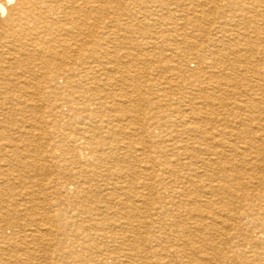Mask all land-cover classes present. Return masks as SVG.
I'll use <instances>...</instances> for the list:
<instances>
[{
  "label": "bare ground",
  "instance_id": "obj_1",
  "mask_svg": "<svg viewBox=\"0 0 264 264\" xmlns=\"http://www.w3.org/2000/svg\"><path fill=\"white\" fill-rule=\"evenodd\" d=\"M250 1L249 6H245L240 3L242 0H0V153L7 155L4 161L8 165L6 175L0 178V255L10 258L4 264H264V135L260 137L263 145L259 146H254L250 137L243 147L234 144L217 147L209 143L211 139L201 133L200 128L172 119L173 113L167 103L172 83H168L167 91L161 90L158 94L153 90L155 85L146 82L144 87L150 92L147 96L141 86L135 84L139 79L134 80L135 73L129 67L117 83L121 88L127 86L137 103H150L160 109L159 112L147 110L146 113L137 108L139 105L133 103L130 95L129 109H120V105L115 104L110 110L112 108L105 107L98 99L106 87L114 86L109 83L113 69H108L103 60L108 51L100 46L101 42L108 41L111 28L135 35L150 26L182 22L190 31L175 29L169 33L170 37L163 38L166 41H173V37L180 39L186 49L196 51L195 55L203 64L195 73L178 67L176 79H180V84L189 85L193 92L189 96L200 99L205 108L213 110L216 103L224 106L221 103L229 95L223 87L236 80L243 83V79L227 77L217 71L252 67L247 63L248 53L263 52L264 56V15L260 12L261 8L264 12V0ZM164 10L166 15L158 14ZM175 11L182 15L177 18ZM211 20H223V23L237 20L243 30L247 32L249 28L254 36L250 37L249 33L235 36L233 33V38L226 40L224 36L215 35L209 39L208 47L201 49L193 33H204L203 27ZM218 33L224 34L225 31ZM155 36L153 33L148 35L146 47L152 49L153 44H149ZM125 39L119 41L120 45H125ZM136 48L121 50L130 58ZM155 61L159 62V59ZM261 65L264 66V60ZM259 86L264 90V79ZM222 92V96L218 95ZM242 107L246 106L242 104ZM212 110L207 117L213 115ZM109 111L117 114L113 118L118 121L120 117L131 118L129 126L120 127L121 138L110 133L112 128L109 129L108 124L113 120L106 121L105 115ZM189 114L191 119L198 116L192 111ZM146 117L154 122L143 127ZM163 117L169 120L174 129L171 133H176L177 137L202 141L198 151L191 147L180 148V151L172 146L171 149L153 144L151 139L161 129ZM44 118L56 127H62L64 132L61 134V129L54 126L53 132L49 133L44 129ZM61 120L67 123L57 126ZM46 137L48 141L44 142ZM53 138H58L59 142L55 143ZM236 138L245 140L240 135ZM68 139L69 146L64 144ZM133 140H138L140 146L133 150L134 157L128 152L130 144L125 142ZM146 140L151 142L146 143ZM43 147L52 152L50 166L48 163L39 166L37 159L29 156L41 158ZM150 149L158 157L142 163L151 162L158 167L141 170L138 162L143 159L144 150ZM169 151L172 152L170 156ZM63 153L71 154L72 160L60 159ZM13 169L14 172L29 170L32 174L26 177L15 174L12 179L9 176L13 175ZM50 169L55 170L58 180L53 188L35 178L36 174L44 179L50 177ZM9 170L12 175L8 174ZM113 176L119 181L108 182ZM156 177L162 180L159 181L161 191L155 199L140 195L139 203H133L129 196H125L131 185L143 186L144 181ZM149 191L155 190L150 188ZM176 197L180 199L177 203L173 202ZM187 199L191 203L182 204ZM160 200L164 205L155 209ZM95 203L106 204L96 207ZM63 205L72 207L80 219L84 216L83 223H79L80 220L77 223L71 214L67 216V211L64 214L65 210L60 209ZM142 210L150 211L144 219ZM174 211L178 218L186 221L185 228L170 235L176 243L174 251L168 255L169 251L163 253L161 246L147 248L145 243L149 239L141 236L140 229H152V218L157 214H173L167 217L174 218ZM14 216L38 219L32 225L36 227L34 232L37 235L19 236L24 231L17 230L18 225L13 226L11 220ZM63 216L67 220L61 223L60 229L54 227L53 221H59L58 218ZM131 221L139 225H131ZM65 230L72 234L78 245L76 248L60 246L57 251L54 237ZM107 230L109 234L105 233ZM210 230L215 233L213 241L205 237ZM97 240L111 244L118 253L93 256L102 254L99 245L95 244ZM202 242H211L210 248L199 246ZM31 245L37 246L34 251L43 258L40 262H34L37 259L35 252L29 250ZM46 247L52 249V254L49 255ZM200 249L211 250L213 254L201 256ZM16 251L24 252L23 260L11 254ZM58 252L61 253L60 259H53ZM204 256L208 263L200 260Z\"/></svg>",
  "mask_w": 264,
  "mask_h": 264
},
{
  "label": "rangeland",
  "instance_id": "obj_2",
  "mask_svg": "<svg viewBox=\"0 0 264 264\" xmlns=\"http://www.w3.org/2000/svg\"><path fill=\"white\" fill-rule=\"evenodd\" d=\"M239 2H240V0H239ZM250 2H251L250 0H242V2H240V3H244L245 6H249ZM260 12H261V15H264V12L262 11V8L260 9ZM158 14L159 15H166V12L164 10V11H160ZM175 15H176L177 18H179L182 14H180V12L175 11ZM211 21L207 25H205L203 27V29L205 30L204 33L197 32V31H195L196 33L195 32L193 33L194 35H196V44H197V46L201 45V47H202L201 49H205L206 47H208L209 39H211V37H214L215 35H220V37L224 36V39H226V40H229L230 38L232 39L233 37H231V35L233 33H234L233 35H235V36L240 34V33H244V34L249 33L248 35L250 37L254 36L250 32L249 28L247 29V32L245 30H243V27L238 24L237 20H230V21L224 22V23H223V20H213L212 22ZM155 27H158V29L155 28ZM187 28L188 27H186L184 25V23H182V22H178V24H174V25H169V24H167L165 26H162V25H158L157 26V25H155V26H150L148 29H143L140 32L137 31L135 33V35L134 34H129V33H126V32H123V33L122 32H117L116 31L117 29L111 28L110 30H112L111 31L112 33L110 32V37H109L108 41L107 42H101L100 46L102 48H104L106 51H108L107 52L108 53L107 56L103 60H104V63H105V65H106V67L108 69L109 68L113 69V73L109 74L110 77L112 78L109 83H110V85L112 84L114 86L106 87V89L109 88V90H106V89L104 90L102 96L98 98L99 101L102 102L105 105V107L112 108V109L108 108L110 110H113V105H115V104L120 105V109H129L127 107V104H128L129 95H130V96H132L130 98L132 99L133 103H135L136 105L137 104L139 105V106L137 105L138 106L137 108L140 107L146 113H147V110L148 111L150 110L151 113L153 112V110H154V112H156V111L159 112L158 110H160V109H156L155 107L150 105V103L149 104L144 103V102L137 103L135 101L134 95L131 94V91L127 89V86L122 87V88L119 86V84L117 83L118 80H119V77H121V76L124 77L125 76V71H129L126 68L129 67L130 71L132 73H135L133 75L134 76V80L139 79L135 84H139L141 86V88H142V92L145 95L147 94V96L150 95V92L148 91V89H146L144 87L146 82H148L150 84H153V86L155 85V88L153 90H154L155 93L157 92L158 94L161 93L162 91L166 90L165 88L168 87V83L169 82L172 83L173 85H177V87L172 85V88L169 89L171 97L169 99V102H167L168 104H170L169 105L170 106V111L173 113V118L172 119L175 120L176 122L178 121L177 123H180V122L181 123H186L190 127L195 126L198 129L200 128L199 131L201 130L200 131L201 133H204L205 135H207L211 139V140L208 141L209 143H213V144L217 145V147H218V145L219 146L220 145L225 146L227 144H229V145H233L234 144L236 146L243 147L244 143L247 142L246 140H249L250 138H253L254 146L263 145L262 144L263 141L261 140L260 137H262L264 135L263 134L264 133V131H263L264 130V127H263L264 126V90L259 89L260 88L259 84H261L262 80L264 79V66L261 65V62L264 60V56L262 54L263 52L259 53V54H249V53L247 54L248 57H249V58H247L248 61H249L247 63H250L252 65V67H249L248 65H247V67L240 66V67H238L239 70L236 69V70H238L237 72H235L236 70L234 71V69H228L226 72L222 69L225 73L222 70L217 71L219 74L225 75L227 77H234V79H241V80L243 79L242 80L243 83H241L240 80H236V82L233 81L232 85L230 84V86L223 87V90L227 91L228 95H229L228 99L223 100V102L221 103L224 106H221L220 103H216L214 108H213V110L210 109L209 107L205 108L202 105L203 102L200 99L194 100L193 98H191L189 96L190 92L193 93L191 87L189 85H186V84L182 83V82L180 84L179 83L180 79L179 80L176 79V73H178L177 72L178 71L177 70L178 67H180L182 71L187 69V70L195 73V72H198L197 69L202 66L203 62L198 60L197 56L195 55L196 51L194 49H192V50L186 49L185 45H183L182 42H180L181 41L180 39L177 40L178 38L175 39L173 37V39H172L173 41H166L163 38V36H167V35L170 37L169 33L173 32L175 29H177L179 32L180 31L181 32L190 31ZM144 30H146V31H144ZM219 31H223V32L225 31V33L224 34L218 33ZM226 32H228L227 35H226ZM150 33L156 34L155 39H153V41L150 42L151 44H149V45L153 44L152 45V49L146 47L147 42H149V41H146V40L148 39V35ZM115 37H117V38H115ZM124 39L126 41L125 45H120L119 41L120 40H124ZM128 39H129V41H128ZM117 41H118V43H117ZM114 42H116V43H114ZM129 47H137L135 52H134V54H133L134 56H130V58H129L128 55L125 54V51L121 50L122 48H125V49L128 50ZM229 58H231V56H229ZM156 59H159V62H156L155 61ZM204 62H208V60L204 61ZM255 65H257V67ZM253 66H255L254 69H253ZM259 66H262V67L259 68ZM167 68L168 69L169 68H173V70L174 69L175 70L174 71L166 70ZM135 70H137V71H135ZM155 70H156V72H155ZM163 75H164V77H162ZM161 81H162V83H161ZM247 82H249V83L247 85H245ZM239 87H241V89ZM249 88H251V89H249ZM170 90H173V91H170ZM232 90H236V91H232ZM129 91H130V93H129ZM223 93L224 92H222V94L219 93L218 95L222 96ZM64 94H68V92H64ZM182 94L185 95V98L182 97ZM232 94L233 95L235 94V95L232 96ZM237 95H239V97ZM257 96H259V97H257ZM232 98H234V99H232ZM246 98H247V101H246ZM249 98H251L250 101H249ZM155 102H156V100H155ZM158 103H156V104H158L160 106H163L162 103H160V102H158ZM242 104H243V106H246V107H242ZM210 110L213 111V115L207 117L206 114L209 113ZM191 111H192L193 114H196L198 116H195L193 119H191L192 116H189L190 115L189 113ZM240 111H241V114H239ZM242 112H243V114H242ZM248 112H250V113H248ZM252 112H254L256 115L254 116L253 115L254 113H252ZM247 113H248V116H246ZM236 114H237V116H236ZM105 115L107 117L106 121H108V119H109V121L113 120L112 124H110L108 122L109 123L108 124L109 125V129L112 128V130L110 131L111 135L114 136L115 138H121L122 137V131H121L122 129H120V127L129 126L131 118L120 117V118H118L119 119V121H118L117 119H115V117L113 118V116H115L117 114L114 113V112H110V111L107 112ZM238 115L239 116L241 115V116L239 117ZM143 116L145 117L146 114H143ZM17 119H18V117L16 118V120ZM43 121L45 122L44 123V127H45L44 129L47 130L49 133L53 132V130H54L53 127L54 126H55L54 128H60V127H56V124H54L51 121H49V119H45L44 118ZM166 121H167V123H166ZM168 121L169 120H167V118L163 117V119L160 122L163 125H162L161 129H159V131L155 132V134L153 136L154 138L151 139L152 143L154 142L153 144H156V145L157 144H161L163 146H167V147L169 146L168 148H171L170 146H172V148L174 147L176 150L177 149L180 150V148L191 147L195 151H198L197 149L200 147V145H202L203 142L199 141V140H194V139L193 140L192 139H187L186 137L183 138V139L177 137L176 133L175 134L171 133L174 129H172L173 128L172 126L170 127V124L168 123ZM152 122H154L152 119L149 120L147 118L146 121H145V124H143V127L146 124H150ZM190 122H192V123H190ZM231 122H232V124H231ZM244 122H247V124L244 123ZM66 123H67L66 120H61L60 123L57 124V126H61V125H64ZM131 126H133L135 128L139 127V126H135L133 124H131ZM175 126H176V124H175ZM220 128H222V129H220ZM60 129L61 130H59V132L62 134V132H64V130L62 129V127ZM260 130H262V132ZM144 135L145 134H143V132H142V137ZM236 135L242 136L245 140L244 141L242 139L238 140L236 138ZM213 136H215V137H213ZM248 137H250V138H248ZM146 139H148V138H146ZM52 140L55 143L59 142L58 138H53ZM151 140H146L147 141L146 143L151 142ZM43 141L44 142L48 141V137H46V139H44ZM68 141L70 142V139H68L66 141V143H64V144L68 145ZM212 141H214V142H212ZM125 142L126 143L128 142L130 144V146H131L130 148L131 149H128V152H130V154L133 155V157H134L135 155L133 153V150H135L136 148L137 149L140 148V146L137 144V143H139V141L137 140V142H136L135 140H133L131 142L130 141H125ZM32 147H30L31 150L33 149ZM222 149H226V148L222 147ZM41 151H42L41 154L43 153L42 154L43 156L41 158L40 157H36L35 155H29L30 158L31 159L36 158L39 166L41 164L43 165L45 163H48V166H50L52 160L49 157L53 156L51 154L52 152L50 153L49 152L50 150L47 147H43ZM122 152L123 151H121L120 153H122ZM144 152H145L144 153L145 155L143 156V159L141 160V162H138V165H139L140 169L141 170H146L147 168H150V167L151 168L153 167V168L157 169L158 165H154L151 162H148V164H144L142 162H146V160L150 161L151 159H155L156 157H158V154H156L153 149L144 150ZM170 155H172V152L169 151V156ZM6 156H7L6 154H1L0 155V178L2 177L3 174L6 175V173H7L6 170H8L7 169L8 165H6L7 163L4 161L6 159L5 158ZM55 157H58V154L55 155ZM60 157H61L60 159H64L65 158L68 161L72 160V155L68 154V153H63ZM48 166L46 165L47 169L49 168ZM50 170L52 171L51 172L52 174L49 175L50 177H46V179H44L45 177L36 174L35 178H36V180H38L43 185H46V187L53 188L54 186H57L58 180H57V176H55L56 175L55 174V170H53V169H50ZM12 172H13V175H12ZM12 172L10 170L8 172V174L11 173L10 175H12V176H9V177L12 178V179H15L14 178V177H16L15 174H20L21 173V175H23V177H26V176L32 174L29 170L22 171V172H16V171L14 172V169H13ZM116 177L117 176L111 177L108 180V182H112V183L114 182L115 183L116 181H119L118 179H116ZM160 180H162V179H160L159 177H156V178H153L152 180L144 181L145 185H143V186H141L140 184H136V185L133 184V185L130 186V188L127 189V191H126L127 194L125 196H129L130 199H131L130 201H132L133 203H139L137 201H139L138 197L140 195H142L144 197H150V198H154L155 199L157 196H159L158 193L161 191L159 189V187H160L159 186L160 185L159 181ZM98 182L102 183L100 180ZM149 187L152 188V191L154 189L156 191V193H154L155 191L151 193L149 191L150 190ZM149 194H150V196H149ZM165 201H167V200H165ZM177 201L179 202L180 199L177 198V197L173 199V202L177 203ZM66 203L67 202H64V204H66ZM190 203L191 202H188V199H187V201L185 203H182V204H188L189 205ZM105 204L106 203H95L94 206L101 207V206H104ZM30 205L31 204L28 203L27 206L29 207ZM162 205H164L163 200L162 201L161 200L158 201V204L155 206V209L157 207L162 206ZM188 205L186 206L187 208H188ZM191 207H192V205L189 206V208H191ZM22 208L23 207H20V209H22ZM60 209L65 210L64 214L66 213V211L69 212L67 214V216H71L72 215L74 218L76 217L75 220H76L77 223H78L79 220H80L79 223H83V221L85 220L84 216L81 217L83 220L80 219L79 215L77 216L75 214L76 212L72 211L73 208L70 207L69 205L68 206L67 205H63ZM53 210L55 211L56 208H54ZM158 211L160 212L159 209H158ZM141 212L144 213V216H143L142 219H144V217L147 216L145 214H150V211L148 212L147 210H145V211L142 210ZM54 214H55V212H54ZM168 215L169 214H166V216H165V214H157L156 217L152 216L153 217L152 221L154 222L152 229H150V228L147 229V228L143 227V228L140 229V231H141V236H143L145 239H149L148 241L152 240V242L151 241L150 242L147 241V243H145V246L147 248H152V247L154 248L156 246H161V247H163V250H164L163 253H166L167 250H168L169 252H167V253L169 255V253H172L174 251L175 247H176L175 246L176 243L172 241L173 238L170 239V235L172 236V235H174L173 232L174 233L175 232L178 233V231H181L182 228H185L186 221H185V219L181 220L180 218H178L176 216L177 213L175 211H174V218L173 217H167ZM169 216H173V214H171ZM58 219H59V221H57V220H55V222L53 221L52 225L54 227H59V229H60V226L62 224H64L63 222H65L67 220V217L63 216V217H59ZM35 220H38V219H32V218L31 219H27V216L24 217V218L23 217L14 216L11 221L14 224V225L12 224L13 226L18 225L17 228H16L17 230L21 229L19 231H22V230L24 231L19 236H24V234L37 235V233L34 232L36 227L32 226L33 223L35 222ZM134 221H131V225L134 224L135 226H138L139 225L138 222H134ZM149 221H147V222H149ZM173 221L175 223H172ZM167 222H168V224H167ZM178 222H180V223H178ZM163 223L165 224L166 227L164 225H162ZM3 224L5 225V223H3ZM174 225H176V226H174ZM127 229H128V226L126 227V230ZM105 233L109 234V230H107ZM199 236H201V235H199ZM157 237H161L160 240L159 239L157 240L156 239ZM203 237H204V235H203ZM205 237L208 238L209 240H212V238L215 237L214 231L213 230L208 231L207 234L205 235ZM29 239H31V238H28V240ZM156 240H157V242H156ZM199 240L201 241V239H199ZM53 242H54L55 247H56L55 250H57V251L59 250L60 246H63L64 248H72V247H75V246L78 245V244H76L73 241L72 234L68 230L67 231L65 230V232L59 231L58 235L54 237ZM95 244L99 245L100 251H101L102 254H100V253L96 254L95 253L93 256H95V255L96 256H99V255H106L107 256L110 253H111V255L112 254L116 255V253H118V250L115 247H113L111 244L107 245V244L101 242L100 240H97ZM202 245L205 246L206 248H210L211 242L210 243L209 242H206V243L202 242V243L199 244V246H202ZM29 248H30L29 249L30 252H35L34 250L38 249L37 246H33V245L29 246ZM79 249H76V251L79 250ZM46 250H48L47 252L49 253V255L52 254V249L50 247H46ZM200 250H201V252H200L201 254H199V255H201V256L202 255L212 256V255H209V253L213 254V252L211 250H208V251H206L207 249L206 250L200 249ZM23 253L24 252L16 251V252L11 253V254L17 255V258L19 257L21 260H23L24 259ZM34 255L36 256V259H37L34 262H38V261L40 262L43 259L42 257H40V254L38 252H35ZM0 256H1V258H0V262L1 263L0 264H2V263L4 264V263L8 262V259H10L9 256H7V255H0ZM60 257H61V253H59V252H58V254H54L53 255V259H60ZM196 257L197 256L195 255L194 258L196 259ZM205 258H206V256L200 257V260L202 259V262H205V263L207 262L208 263V261ZM209 258L210 257H208V260H209ZM175 264H178V262L175 263ZM179 264H180V262H179Z\"/></svg>",
  "mask_w": 264,
  "mask_h": 264
}]
</instances>
